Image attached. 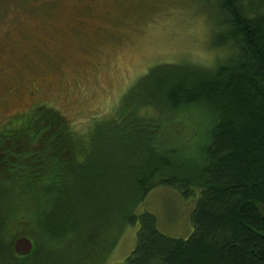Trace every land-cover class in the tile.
<instances>
[{
  "label": "trees",
  "instance_id": "trees-1",
  "mask_svg": "<svg viewBox=\"0 0 264 264\" xmlns=\"http://www.w3.org/2000/svg\"><path fill=\"white\" fill-rule=\"evenodd\" d=\"M209 1L211 47L224 53L212 67L153 66L85 138L46 106L0 131V264H52L71 247L97 252L101 238L88 230L115 226L85 223L91 211L81 201L115 202L110 221L139 225L122 264H264V0ZM157 187L184 200L197 191L187 239L162 235L150 213L134 214ZM16 216L29 232L7 236ZM19 237L33 244L28 256L13 252Z\"/></svg>",
  "mask_w": 264,
  "mask_h": 264
},
{
  "label": "rangeland",
  "instance_id": "rangeland-1",
  "mask_svg": "<svg viewBox=\"0 0 264 264\" xmlns=\"http://www.w3.org/2000/svg\"><path fill=\"white\" fill-rule=\"evenodd\" d=\"M216 20L209 0H0V131L17 126V115L46 106L85 138L92 122L109 118L127 89L153 66L209 68L221 59L224 53L211 47ZM13 90L18 99L5 105ZM197 199V191L184 200L170 188L157 187L134 214L150 213L162 235L187 239ZM81 202L91 211L87 215L92 220L85 223L118 227L110 221L115 202H96L100 208ZM40 204L51 218L56 215L52 200ZM63 204L76 209L74 202ZM9 224L7 236L31 227L27 218L17 216ZM115 227L110 232L88 230L101 238L98 253L81 256L71 247L52 264H101L105 256L102 264L124 263L135 248L139 225Z\"/></svg>",
  "mask_w": 264,
  "mask_h": 264
},
{
  "label": "water",
  "instance_id": "water-1",
  "mask_svg": "<svg viewBox=\"0 0 264 264\" xmlns=\"http://www.w3.org/2000/svg\"><path fill=\"white\" fill-rule=\"evenodd\" d=\"M12 249L16 256L25 257L32 252L33 244L30 239L26 237H19L14 240Z\"/></svg>",
  "mask_w": 264,
  "mask_h": 264
},
{
  "label": "flooded vegetation",
  "instance_id": "flooded-vegetation-1",
  "mask_svg": "<svg viewBox=\"0 0 264 264\" xmlns=\"http://www.w3.org/2000/svg\"><path fill=\"white\" fill-rule=\"evenodd\" d=\"M21 84H19L18 86H19V88H21V87H26V86H20ZM33 96V92H29L28 93V98H31ZM18 97H19V95H18V93H16V91H14V93L13 94H11L10 95V99L11 100H9L8 99V101L5 103V105H9L11 102H13L14 100L16 101V99H18Z\"/></svg>",
  "mask_w": 264,
  "mask_h": 264
}]
</instances>
